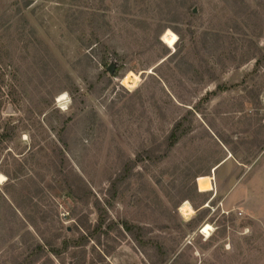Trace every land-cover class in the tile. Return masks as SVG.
<instances>
[{"label":"rangeland","instance_id":"obj_1","mask_svg":"<svg viewBox=\"0 0 264 264\" xmlns=\"http://www.w3.org/2000/svg\"><path fill=\"white\" fill-rule=\"evenodd\" d=\"M2 132L0 264H264V0H0Z\"/></svg>","mask_w":264,"mask_h":264},{"label":"trees","instance_id":"obj_2","mask_svg":"<svg viewBox=\"0 0 264 264\" xmlns=\"http://www.w3.org/2000/svg\"><path fill=\"white\" fill-rule=\"evenodd\" d=\"M108 54H105L104 58H103V63L104 66L108 65ZM118 71H116L114 73V76H117ZM105 74V73H104ZM225 88H223L222 86H217L215 92H211L209 94H207L206 98H204V100H209L211 96H213L216 91H225ZM261 95V90H258L255 92L254 97L256 99V101L259 100V97ZM197 108V106L195 107V109ZM186 124V126H185ZM191 121L187 120L186 117L181 118L180 120H178L171 132L169 133V135L167 136V145H168V149H171L172 147H174L180 140L182 137H184L185 135H187L188 133L191 132ZM8 134H4L2 132V134L0 135L1 137H5ZM61 143L65 144L64 140H60ZM207 192H200V194H206ZM87 195L85 196L86 199L89 200L90 196H91V192L89 191V193H86ZM94 206H96L98 212H99V217L101 218L102 212L100 210V206L101 203L96 200L94 202ZM102 222V221H101ZM102 226V225H101ZM121 226L123 227V230L130 235L133 240L139 245V246H143L144 245V238L142 235V228L138 227V226H133L131 224H129L127 221H122L121 222ZM110 229H114V227H112L111 225L108 226ZM75 230L79 233L80 235V239L77 240L78 242H68V241H64L63 245H60L59 247H56L51 251V253L57 257L60 258L61 253L64 251H67L70 247H74L76 250L75 252H73L71 254V258L69 260L70 264H84L85 263V250L84 247L87 245V243L90 241V236H86V232H89V227L87 225V222L83 223L82 221H79L78 223H76L74 225ZM97 228H100V223L97 225ZM100 237L101 234H99L97 236L96 242L98 244H100ZM149 243H151L153 245V247L162 254V259L159 262V264H165L168 261L169 258V253H167L165 251L164 245H162L161 243L154 242V241H149ZM80 252H77V251ZM44 254V250L41 246H37V249L35 252H32L29 257L26 259L25 264H34L36 263L39 259L42 258ZM177 263V259L174 260V262H172L171 264H176ZM62 264H65L64 262Z\"/></svg>","mask_w":264,"mask_h":264},{"label":"bare ground","instance_id":"obj_3","mask_svg":"<svg viewBox=\"0 0 264 264\" xmlns=\"http://www.w3.org/2000/svg\"><path fill=\"white\" fill-rule=\"evenodd\" d=\"M64 98L65 97L62 95L61 97H59L58 102H61L62 100H64ZM179 213L183 216L184 219H190L194 214V209L192 208L189 202H184L179 208ZM210 230L211 226L207 224L203 229L202 233L209 234Z\"/></svg>","mask_w":264,"mask_h":264},{"label":"crops","instance_id":"obj_4","mask_svg":"<svg viewBox=\"0 0 264 264\" xmlns=\"http://www.w3.org/2000/svg\"><path fill=\"white\" fill-rule=\"evenodd\" d=\"M226 158L222 159L219 163H217L214 167L211 169V174L214 175L215 172L219 169L221 165H223L226 162Z\"/></svg>","mask_w":264,"mask_h":264},{"label":"water","instance_id":"obj_5","mask_svg":"<svg viewBox=\"0 0 264 264\" xmlns=\"http://www.w3.org/2000/svg\"><path fill=\"white\" fill-rule=\"evenodd\" d=\"M194 12H196V10H194ZM114 69H115V64L111 63V64L109 65L107 71H108V73H109L110 75H113V73H114Z\"/></svg>","mask_w":264,"mask_h":264},{"label":"clouds","instance_id":"obj_6","mask_svg":"<svg viewBox=\"0 0 264 264\" xmlns=\"http://www.w3.org/2000/svg\"><path fill=\"white\" fill-rule=\"evenodd\" d=\"M0 179H2V178H0Z\"/></svg>","mask_w":264,"mask_h":264}]
</instances>
